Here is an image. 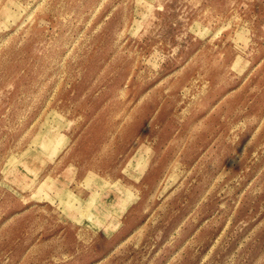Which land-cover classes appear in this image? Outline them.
I'll list each match as a JSON object with an SVG mask.
<instances>
[{
  "label": "rangeland",
  "instance_id": "1",
  "mask_svg": "<svg viewBox=\"0 0 264 264\" xmlns=\"http://www.w3.org/2000/svg\"><path fill=\"white\" fill-rule=\"evenodd\" d=\"M0 264H264V0H0Z\"/></svg>",
  "mask_w": 264,
  "mask_h": 264
},
{
  "label": "bare ground",
  "instance_id": "2",
  "mask_svg": "<svg viewBox=\"0 0 264 264\" xmlns=\"http://www.w3.org/2000/svg\"><path fill=\"white\" fill-rule=\"evenodd\" d=\"M40 149L44 150L45 153L47 152L46 153L47 155H52V153H54V150H55L53 149V145L48 141L43 142L40 145ZM124 204H125V199L122 197L121 202L119 201V203L115 207H113V209L111 210L113 214L116 215L121 210V208L124 206ZM106 212H109V211H106Z\"/></svg>",
  "mask_w": 264,
  "mask_h": 264
}]
</instances>
